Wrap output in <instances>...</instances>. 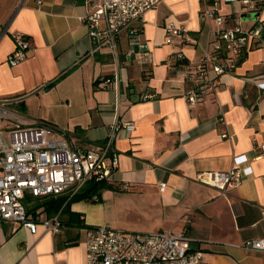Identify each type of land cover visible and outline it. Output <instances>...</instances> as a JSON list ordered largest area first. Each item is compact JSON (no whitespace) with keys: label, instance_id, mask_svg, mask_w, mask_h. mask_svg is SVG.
<instances>
[{"label":"crops","instance_id":"obj_1","mask_svg":"<svg viewBox=\"0 0 264 264\" xmlns=\"http://www.w3.org/2000/svg\"><path fill=\"white\" fill-rule=\"evenodd\" d=\"M217 1L226 26L264 25V4L242 11L240 0ZM13 4L0 24V97H19L13 109L51 123L78 146L103 141L114 123L120 128L112 142L118 154L107 181L112 187L102 189L98 201L63 203L57 211L43 204L55 196H27V207L37 206L30 215H58L63 228L53 234L38 222L32 232L0 219V264H85L90 226L179 232L184 216L191 220L190 250L202 252L198 264H264V251L239 246L264 241V157H257L264 146V30L260 38H249L234 69L216 79L214 93L190 105L184 93L191 84L179 69L187 60L197 62L209 42L211 24L199 18L201 0H161L143 13L138 25L148 51L141 64L127 60L124 35L116 56L90 53L80 18L99 0ZM170 22L191 40L165 44ZM16 32L26 36L29 49L12 66L7 56ZM178 50L185 60L172 57ZM125 122L133 128L122 127ZM236 156H245L238 165L242 179L225 194L194 180L201 171L230 169Z\"/></svg>","mask_w":264,"mask_h":264},{"label":"built area","instance_id":"obj_2","mask_svg":"<svg viewBox=\"0 0 264 264\" xmlns=\"http://www.w3.org/2000/svg\"><path fill=\"white\" fill-rule=\"evenodd\" d=\"M160 1L99 0L93 10L80 18L91 40L90 53L107 51L116 56L118 38L124 35L127 60L139 64L145 62L148 49L141 39L138 22L146 10L156 7ZM201 2L199 18L211 24L209 42L197 62L187 60L179 69L182 81L191 84L184 93L190 105H198L214 93L216 79L234 69L249 38H260L264 30L262 22L251 30L242 29L239 21L226 26L227 18L220 12L217 0ZM240 4L242 11H250L264 4V0H240ZM12 38L14 49L7 56V62L14 66L27 57L29 43L19 32L13 33ZM190 40L183 27L172 22L165 26V44L177 41L183 45ZM172 57L176 61L185 60L180 50ZM107 82L109 79L104 80ZM19 101V97H0V219L32 232L40 222L45 231L59 233L63 225L58 215L46 217L37 212L30 215L24 199L27 196L62 194L69 198L89 180H110L118 164V154L112 142L120 125L114 123L103 141L78 146L63 132L58 133L51 123L29 119L13 109L12 106ZM121 126L133 128L131 122ZM221 137H228V134L223 133ZM260 149L257 157H264V146ZM243 161L245 156H236L230 169L201 171L194 180L216 188L223 195L228 188L240 184L242 178L238 165ZM164 186L163 182L159 184L161 190ZM90 200L98 201L99 196L95 194ZM190 222V218L184 216L179 232L171 229L151 233L126 232L105 225L90 226L85 235V264H198L202 252L190 250ZM239 246L264 251V241L259 239L246 240Z\"/></svg>","mask_w":264,"mask_h":264},{"label":"trees","instance_id":"obj_3","mask_svg":"<svg viewBox=\"0 0 264 264\" xmlns=\"http://www.w3.org/2000/svg\"><path fill=\"white\" fill-rule=\"evenodd\" d=\"M112 185L108 183L105 180H100V181H95V180H89L87 181L81 188L80 190L75 193L71 197H67L66 195L64 196H55L51 198L48 202H43V204L49 203L48 206L45 207V210H51V211H57L63 203L69 204L73 201H78V200H90V198L93 195H99L100 191L104 188H110ZM30 200V198L24 199V204L26 206V211L31 213L35 212V209L37 206H33L31 208H28L27 206V201Z\"/></svg>","mask_w":264,"mask_h":264},{"label":"rangeland","instance_id":"obj_4","mask_svg":"<svg viewBox=\"0 0 264 264\" xmlns=\"http://www.w3.org/2000/svg\"><path fill=\"white\" fill-rule=\"evenodd\" d=\"M14 0H0V24H3L14 9Z\"/></svg>","mask_w":264,"mask_h":264}]
</instances>
